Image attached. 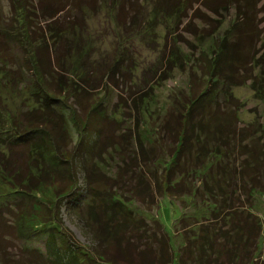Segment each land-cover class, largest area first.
<instances>
[{"label": "trees", "instance_id": "1", "mask_svg": "<svg viewBox=\"0 0 264 264\" xmlns=\"http://www.w3.org/2000/svg\"><path fill=\"white\" fill-rule=\"evenodd\" d=\"M99 1L6 0L8 17L0 5V80L18 89L24 84L30 95L42 97L41 106L18 112L0 107V147L8 151L4 155L0 148V178L17 198L10 220L0 223L7 230L0 229V237L13 233L23 240L15 258L0 240V264H264V220L252 208L254 194L264 195V120L258 121L260 131L253 121L238 124L237 103L228 91L229 85L250 80L264 98L263 75L256 79L252 65L261 44L255 41L254 0H155L156 12L178 19L201 5L206 10H195L192 17L210 21L212 13L219 27L196 29L190 18L192 29L184 25V30L195 36L192 47L198 49L186 58L179 45L185 39L172 36L177 43L161 57L182 70L188 63L186 92L173 97L154 130L143 125L135 107L136 126L126 133L103 131L110 119L100 87L57 67L62 53L75 50L77 57L84 49L76 37V12L89 11ZM128 1L131 9L145 0ZM229 9L232 16L220 31ZM113 79L107 75L104 83ZM93 91L95 99L82 100ZM124 95L117 93L122 100ZM126 95L132 100L135 92ZM67 96L81 114L71 112ZM132 116L128 113L120 126ZM71 127L78 131L76 143ZM102 152L113 161L112 172L99 159ZM47 186L56 194L53 203L39 197ZM164 193L190 196L202 212H182L168 234L156 209L144 216L135 205L138 201L148 210L158 205L155 195ZM79 194V206L71 208L88 245L73 240L59 221L60 204ZM41 236L43 247L33 243Z\"/></svg>", "mask_w": 264, "mask_h": 264}, {"label": "rangeland", "instance_id": "2", "mask_svg": "<svg viewBox=\"0 0 264 264\" xmlns=\"http://www.w3.org/2000/svg\"><path fill=\"white\" fill-rule=\"evenodd\" d=\"M128 2V0H100L89 11L76 12L78 22L75 23V29L79 35L76 37H79L84 49L77 52V57L75 50L70 51L69 54L64 52L58 57L59 61L62 60L59 63L61 66H57L60 69L58 70L60 73H64V75L69 73L74 77L78 75L80 77L84 76V81L87 84L100 87L97 91L98 95L105 93L104 100H107L105 113L110 122L109 124H103L104 132L107 129L124 131L125 133L128 129L133 131L136 126L135 107L142 114L143 125L154 130L157 119L172 104L173 97L177 94L185 93L187 88L188 70L186 67L188 63L182 62L184 67V70H182L177 62H173L174 65L171 63L170 66H167V61L164 57H161L163 51H169L171 46L173 47L172 43H177L172 39V36L176 37V34H179L185 39L183 42L180 41L179 45L185 49L186 54L183 57L186 58V56L191 55V52H195L198 49V47H196V50L193 49L192 43H196L197 46V40L190 32L184 30L186 26L188 28L195 27L196 29L201 26L206 27V29H209L210 26H213L212 28L214 29L219 27V22H216L219 17L212 15V13H209L211 14L209 17L210 21L192 17V13L195 10L199 9L202 12L206 10L201 5L196 7L194 4L187 12L186 17L178 19L175 15L164 17L162 11L156 12L154 9L155 0H145L137 8L135 6L138 4L134 7L132 6L131 9L126 5ZM120 4L125 6L120 7ZM254 4L256 15L253 18V22L257 30L255 41L256 46L261 44L257 52L258 61L257 63L255 61L252 65L257 73L255 74L256 79L260 74L263 75L261 81L264 87V0H254ZM0 5L3 15L8 17L6 0H0ZM206 12L208 13V11ZM223 16L225 19L221 23L220 31L226 27L228 23L226 19H230L229 17L232 16V9H229ZM190 18L194 25L189 27ZM180 19L182 20L181 22H179ZM45 50L49 53L48 47ZM107 75L115 79L104 83ZM55 78L58 79L57 75ZM9 81L18 83L17 79L12 76H10ZM252 86L253 84L250 80H245L242 83L229 85L228 91L237 103L238 124L242 125L245 122L253 121L255 122L256 130L260 131L258 121L262 122L264 120V98H261L259 96L260 91L253 89ZM18 88V85L13 86L7 80L6 83L0 80V107L4 105L8 113H12L18 112V110L26 106H41V95H36V93L30 95V93L25 91L28 87L24 84L21 85V88L25 90ZM119 91L123 94L125 93V99L118 98L117 93ZM130 91L135 92V97L132 99H136L135 105L126 95ZM97 92L93 91L89 94H83L84 98L82 100H91L93 97L95 99L97 96L94 95ZM138 93L142 95L141 101L138 98ZM90 95L92 98H87ZM67 100L71 106V112L81 114V109L77 103L71 97H68ZM128 113L133 116L126 118V123L123 124L127 125L126 130L122 127L123 125L120 126V122L123 121ZM69 129L72 143H76L78 131L73 127ZM0 148L4 151V155L8 153L5 146ZM79 150H81V147H79ZM99 157L102 162L104 161L103 166L106 167L105 169L108 172H112L115 166L113 161L106 156V152H102ZM82 158L79 157L80 160ZM77 165H80L79 160L76 162ZM77 176V184L80 186L82 185L80 170ZM158 182L159 184L162 183L164 187V183L161 180H158ZM9 191L10 184L5 178H0V223L10 220L12 211V206L10 205L17 199L14 196L12 197L8 193ZM39 197L51 203L57 200L52 186L44 188L39 193ZM80 197L81 195L79 194L72 201L60 204L59 221L62 227L72 235L73 240L88 245V241L81 231L80 221L72 209L76 205L79 206ZM154 199L158 200L157 206L153 204L147 210L143 204L135 201L136 208L144 216L153 215L156 209V215L168 234L172 233L173 220L179 217L182 212H192L198 216V213L200 214L203 209L194 207L190 196H172L164 193L157 197L155 195ZM253 202L254 206L252 208L255 212H259L261 219L264 220V195L261 193L254 194ZM1 205L7 206L6 211L1 209ZM0 229L4 232L7 231L1 224ZM0 240L8 245L7 251L11 256L15 258V256L20 254L19 249L20 247L22 249L23 240H17L13 233L12 237H6V239L0 237ZM176 240V236L173 237V242H176ZM33 243L43 247L45 238L42 236L38 237Z\"/></svg>", "mask_w": 264, "mask_h": 264}]
</instances>
